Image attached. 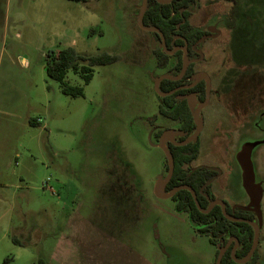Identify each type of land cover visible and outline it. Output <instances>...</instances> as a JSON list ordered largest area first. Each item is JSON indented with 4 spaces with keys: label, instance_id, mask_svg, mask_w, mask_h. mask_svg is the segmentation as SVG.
<instances>
[{
    "label": "rangeland",
    "instance_id": "obj_1",
    "mask_svg": "<svg viewBox=\"0 0 264 264\" xmlns=\"http://www.w3.org/2000/svg\"><path fill=\"white\" fill-rule=\"evenodd\" d=\"M262 2L189 7L190 22L207 31L191 60L210 75L212 91L200 113L201 154L190 167L215 166V197L253 213L260 225L254 264H264V55L251 71L233 69V56L244 43L264 45ZM141 4L0 0V264H214L222 239L211 241L171 198L154 194L167 172L157 135L183 133L157 113L154 79L173 74L175 58L156 65L161 40L139 25ZM67 46L120 57L94 66L88 83L69 69L67 82L83 88L71 97L45 72L47 53ZM243 149L262 195L259 220L243 187Z\"/></svg>",
    "mask_w": 264,
    "mask_h": 264
},
{
    "label": "trees",
    "instance_id": "obj_2",
    "mask_svg": "<svg viewBox=\"0 0 264 264\" xmlns=\"http://www.w3.org/2000/svg\"><path fill=\"white\" fill-rule=\"evenodd\" d=\"M195 2L196 0H172L169 3H160L156 0H147L143 23L145 25L155 26L162 31L168 49H171L173 45L182 44L184 40H186L188 43L189 55L192 56L194 55V51L191 47L197 42V40L207 34L206 30L199 28L190 22L191 12L189 11V7ZM261 5H264L263 2ZM181 8L183 9L182 13L180 12ZM183 17L185 18V21L177 27V24ZM240 30L242 29H236V31ZM237 34L242 35L240 37H246L245 30L243 34L238 32ZM257 38L259 37L257 36ZM231 44H229V49L232 53L230 47ZM253 44L244 43V45L238 46L235 51L238 53L233 56L235 61H233L235 63L233 69L236 68V65L244 67L248 71L253 69L254 59L259 58L261 54L264 55V45L259 42L255 43V46H253ZM153 52L156 59V65L160 68H164L170 55L164 53L161 47L153 49ZM243 54L244 58L242 57ZM174 56L177 57V62L173 65V68L176 70L175 74H177L181 68V51H176ZM119 57L120 56L117 54H111L108 52L85 55L77 51L74 47L67 46L57 52L50 51L47 53L45 72L50 78L58 81L60 90L63 94L76 97L83 94V88L80 86L70 85L67 82L66 73L69 69H71L74 73L79 74L82 80L85 83H88L92 78L94 66L114 62L118 60ZM263 65L264 61L261 65L262 76ZM230 71L231 70L229 69L227 73ZM195 73L196 64L192 62L189 64L185 75L181 79H162L159 82L158 87L162 92L169 91L170 89L183 83H190L191 80L189 77ZM205 90L206 84L202 80L191 88L179 89L171 95H166L160 98L161 102L158 104V108L166 117L178 120L179 129L189 135L195 128L191 111L187 106L186 99L177 100L175 99V96L185 92H196L198 99L202 101L204 99ZM252 97L254 96L250 95L247 101L250 107L256 104V99ZM30 122L32 124L36 123L34 120H31ZM169 149L174 159V170L167 189L182 183L188 184L195 190L201 207L206 208L208 205V199L204 196V194H208L210 197L212 196L210 195L208 184L205 187L204 185L207 183L213 171H210L207 168H197L188 174V163L193 160V158H196L199 153L198 142H190L183 146L169 144ZM173 200L176 201L175 209L177 211L187 212L195 229L201 233H208L211 241H213L215 237H220L222 239V243H225L228 237L236 236L238 238L240 248L235 251V256L237 258H242L249 251L254 234L253 228L250 224L246 222L231 221L225 218L219 205H214L207 213H202L197 209L190 192L186 189L179 190L173 196ZM226 210L229 215L234 217H243L251 220L254 219L253 213L248 210L237 209L232 212L230 206L228 205ZM153 234L155 239L159 241V231L155 223L153 224ZM14 241L19 243L16 239H14ZM217 253L218 250L215 252V257ZM257 254L258 247L246 263H237L231 258L229 247L224 253L220 264H254ZM39 262L40 264L43 263L41 260Z\"/></svg>",
    "mask_w": 264,
    "mask_h": 264
},
{
    "label": "water",
    "instance_id": "obj_3",
    "mask_svg": "<svg viewBox=\"0 0 264 264\" xmlns=\"http://www.w3.org/2000/svg\"><path fill=\"white\" fill-rule=\"evenodd\" d=\"M160 3H169L172 0H156ZM147 6V0H142V4L139 10V14H138V22L139 25H141L143 28L150 30V31H155L158 33L160 40H161V48L162 50L167 53V54H172L176 51V49L180 48L183 50V57H182V66H181V70L177 75H169V74H161L159 76H157L154 79V89L157 92L158 95L160 96H164L166 94H170L173 91H175L177 88L176 87L168 92H162L158 85L159 82L162 79H170V80H177L180 79L187 67L188 64L190 63L191 60L188 59V55H187V45H186V41H185V45L183 46H175L172 50H169L166 46L165 43V38L164 35L162 33V31L155 27V26H149V25H145L143 23V16L145 13V9ZM180 12H182V9H180ZM185 21V18L183 17L182 20L177 24V27H179V25L181 23H183ZM201 39V38H200ZM199 39V40H200ZM198 40V41H199ZM197 41V42H198ZM193 82L190 84H186L183 85L181 87H192L195 83L199 82L200 80H204L205 84H206V90H205V99L203 101H198L196 99V96L194 94H187L185 95L186 99H187V105L192 113V119L193 122L195 124V129L193 131V133L191 135H189L188 137H186L184 140L176 142L172 139V135L174 134V130L169 129L163 132V134L160 136L159 138V142H158V146L164 151L165 157L167 159V163H168V172L166 174V176L161 180V181H156L155 183V187H154V194L158 197V198H169L171 197L177 190L179 189H187L190 191L193 200L195 202V205L197 207V209L199 211H201L202 213H207L209 211V209L214 205V204H219L221 206V210H222V214L224 215L225 218L231 220V221H238V222H247L249 223L254 231L253 234V239H252V244L251 247L249 249V251L247 252V254L243 257V258H236L234 255H232L234 261H236L237 263H244L245 261L249 260L250 257L252 256V254L254 253V251L256 250V247L258 245V241H259V233H260V225L258 224V222L248 219V218H238V217H234L231 216L227 213L226 208H225V203L223 200L221 199H214L211 200L209 206L207 208H202L195 190L188 184H180L178 186H176L175 188L171 189L170 191H166L165 190V185L166 183L169 181L172 173H173V169H174V160L173 157L171 155L170 150L168 149V147L164 144V142L166 140H170L172 143L176 144V145H184L186 143H189L190 141H193L194 139L197 138L198 134L200 133L201 129H202V117L200 115V110L207 104L208 100H209V94H210V77L207 73H203V72H197L196 74H194L192 76ZM238 161L242 167V180H243V187L246 191V193L249 195V197L255 201V206L253 207V210L256 211L257 213V218L258 220L261 217V211L259 209V206L257 203H259L260 199H261V192L259 191L257 184L255 183V177H254V171H253V167H252V163L250 160V152L248 150L243 149L242 151H240V153L238 154ZM233 239L235 240V243L238 242L236 237H233ZM228 247V243H226L225 245H223L222 247L218 248V253L217 256L215 258V262L214 264H220L221 263V259L226 251ZM234 249V247H233Z\"/></svg>",
    "mask_w": 264,
    "mask_h": 264
},
{
    "label": "flooded vegetation",
    "instance_id": "obj_4",
    "mask_svg": "<svg viewBox=\"0 0 264 264\" xmlns=\"http://www.w3.org/2000/svg\"><path fill=\"white\" fill-rule=\"evenodd\" d=\"M171 2V1H170ZM182 9V8H181ZM182 11H183V9H182ZM190 11V10H189ZM182 13V12H181ZM206 35V34H205ZM160 38V37H159ZM165 38V37H164ZM181 38V37H180ZM185 41L186 40H184V42L182 43V44H176V45H173V47L171 48V49H169V50H172L175 46H183V45H185ZM198 41V40H197ZM166 43V42H165ZM197 43V42H196ZM195 43V44H196ZM195 44L191 47L192 49H193V47L195 46ZM186 45H187V50H188V43H187V41H186ZM167 46V45H166ZM178 50H180L181 51V53H182V56H181V66H182V57H183V50L182 49H180V48H178V49H176V51H178ZM176 51L174 52V53H172V54H168V55H170V57L168 58V61H169V59L171 58V57H174L175 58V62H174V64L173 65H175L176 64V62H177V57H175L174 55H175V53H176ZM193 51H194V49H193ZM165 53V52H164ZM167 54V53H166ZM195 54V53H194ZM187 55H188V59L189 60H191V58L193 57V55L192 56H190L189 55V51H187ZM168 61H167V64H168ZM195 63L196 65H197V63L196 62H194V61H190V63ZM189 63V64H190ZM167 64H166V66H167ZM189 64H188V66H189ZM173 65H172V69H171V71H173V74H171V75H177L179 72H180V70H181V68H180V70H179V72L177 73V74H175L176 73V70L173 68ZM165 66V67H166ZM164 67V68H165ZM188 68V67H187ZM187 70V69H186ZM198 72V69H196V73ZM185 73H186V71H185ZM185 73H184V75H185ZM195 73V74H196ZM167 74V73H166ZM183 75V76H184ZM194 75V74H193ZM193 75H191V77H189V79L191 80V82L190 83H192L193 82V79H192V76ZM182 76V77H183ZM181 77V78H182ZM209 77H210V75H209ZM180 78V79H181ZM177 80H179V79H177ZM200 81H202V80H200ZM199 81V82H200ZM204 81V80H203ZM205 82V81H204ZM190 83H186V84H190ZM198 83V82H197ZM197 83H195V84H197ZM186 84H181V85H179V86H176V87H179V88H177L175 91H173L172 93H170V94H166V95H171V94H173L174 92H176V91H178L179 89H187V88H191V87H181V86H183V85H186ZM194 84V85H195ZM193 85V86H194ZM210 85H211V77H210ZM192 86V87H193ZM176 87H174V88H176ZM174 88H172V89H174ZM172 89H170V90H172ZM169 90V91H170ZM166 92H168V91H166ZM187 94H194L195 96H196V99L198 100V101H200L199 99H198V95H197V93L195 92H185V93H181V94H177L176 96H175V99H177V100H181V99H186V97H185V95H187ZM211 94H212V92H211V87H210V94H209V100H210V96H211ZM166 95H164V96H166ZM164 96H160L159 95V97H158V103H157V106H158V104L161 102V99L160 98H162V97H164ZM204 99H205V95H204ZM203 99V100H204ZM202 100V101H203ZM209 100H208V102H209ZM186 101H187V99H186ZM201 102V101H200ZM208 102H207V104H208ZM207 104L200 110V113H201V111L204 109V108H206V106H207ZM188 106V105H187ZM189 108V107H188ZM190 110V109H189ZM157 113H158V115H160V116H162V117H164V118H167V119H170V120H172V121H175V122H177V124H178V126H177V128H178V130H180L179 129V121L178 120H176V119H172V118H169V117H166L165 115H163L161 112H160V110H159V108H158V110H157ZM191 116H192V113H191ZM150 121H152L153 120V116L152 115H150ZM193 120V119H192ZM202 122H203V117H202ZM194 123V122H193ZM195 125V124H194ZM151 129V128H150ZM195 129V128H194ZM166 130H169V129H163V130H161V131H159V133H158V137H157V144H156V146H158V142H159V138H160V136L163 134V132L164 131H166ZM172 130H174V129H172ZM202 130V129H201ZM180 132H182L183 133V135H180V136H178V137H176L175 136V130H174V134L172 135V139L174 140V141H176V142H179V141H182V140H184L186 137H188L189 135H191V134H187V133H185L184 131H182V130H180ZM200 135H201V131H200V133L198 134V136H197V138L196 139H194L193 141H190V142H198V144H199V153H198V155H197V157L196 158H198L199 156H200V154H201V149H202V145H201V140H200ZM189 142V143H190ZM164 144L168 147V149H169V144H173V145H176V144H174V143H172L170 140H166L165 142H164ZM186 144H188V143H186ZM186 144H184V145H186ZM176 146H183V145H176ZM159 147V146H158ZM160 148V147H159ZM161 149V148H160ZM162 150V149H161ZM170 150V149H169ZM163 151V150H162ZM163 155L165 156V154H164V151H163ZM172 155V154H171ZM173 157V156H172ZM166 158V157H165ZM196 158H193V160H191L189 163H188V174L189 173H191L193 170H195V169H197V168H207L208 170H210V171H213V173L211 174V176L209 177V179H208V181H207V183L204 185V187L208 184V186H209V191H210V195L212 196V197H210L208 194H204V196L208 199V205H207V207L209 206V204H210V202H211V200H214V199H220V198H216L215 197V195H214V193H213V191H212V189H211V185H212V180H215V177L217 176V170L215 169V166H209V165H205V164H202V166H201V164L200 165H197L196 167H190V164L196 159ZM174 160V159H173ZM166 162H167V159H166ZM166 168H167V172H168V163H167V166H166ZM174 170V169H173ZM167 172H166V174H167ZM166 174H165V176H166ZM173 174V173H172ZM164 176V177H165ZM171 177H172V175H171ZM171 177H170V179H171ZM170 179H169V181L166 183V185H165V190L166 191H170L171 189H173V188H175L176 186H178V185H175V186H173L172 188H170V189H167V186H168V184H169V182H170ZM182 184H185V183H182ZM203 187V188H204ZM179 190H181V189H179ZM179 190H177L171 197H169V198H171L172 200H173V196L179 191ZM187 190V189H186ZM189 191V190H188ZM190 192V191H189ZM205 193V192H204ZM191 194V193H190ZM197 195V194H196ZM192 196V195H191ZM193 198V197H192ZM198 198V197H197ZM221 200H223V199H221ZM174 201V203L176 204V201L175 200H173ZM199 201V200H198ZM224 201V203H225V208L227 207V205L228 206H230V208H231V211L233 212V211H235V210H237V209H233V205H231L230 204V202H228V201H226V200H223ZM195 203V202H194ZM214 205H219V204H214ZM213 205V206H214ZM212 206V207H213ZM220 206V205H219ZM206 207V208H207ZM211 207V208H212ZM210 208V209H211ZM220 208H221V206H220ZM205 209V208H204ZM209 209V210H210ZM238 209H242V210H245V209H243V208H238ZM222 211V210H221ZM227 211V210H226ZM238 218H240V217H238ZM243 218V217H242ZM254 220V219H253ZM247 223V222H246ZM249 224V223H248ZM233 237H236V236H230V237H228L227 238V241L225 242V243H222V246L223 245H225L226 243H228V247H227V249L230 247V255H231V258L233 259V257H232V255H234L235 256V251L237 250V249H239L240 248V244H239V241L237 242V243H235V240L233 239ZM237 238V237H236ZM233 239V240H232ZM237 240H238V238H237ZM221 246V247H222ZM233 247H234V249H233ZM219 248V247H218ZM257 248V247H256ZM227 249H226V251H227ZM218 250V249H217ZM225 251V252H226ZM247 254V253H246ZM245 254V255H246ZM244 255V256H245ZM217 256V255H216ZM243 256V257H244ZM236 257V256H235ZM242 257V258H243ZM216 258V257H215ZM237 258V257H236ZM240 259V258H239ZM234 260V259H233ZM248 261V260H247ZM247 261H245L244 263H246ZM236 262V261H235Z\"/></svg>",
    "mask_w": 264,
    "mask_h": 264
},
{
    "label": "crops",
    "instance_id": "obj_5",
    "mask_svg": "<svg viewBox=\"0 0 264 264\" xmlns=\"http://www.w3.org/2000/svg\"><path fill=\"white\" fill-rule=\"evenodd\" d=\"M34 122H36V123H37V122H38V119H36Z\"/></svg>",
    "mask_w": 264,
    "mask_h": 264
}]
</instances>
